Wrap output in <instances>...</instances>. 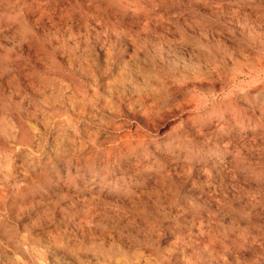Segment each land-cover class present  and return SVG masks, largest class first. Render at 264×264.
I'll list each match as a JSON object with an SVG mask.
<instances>
[{
	"label": "clouds",
	"instance_id": "1",
	"mask_svg": "<svg viewBox=\"0 0 264 264\" xmlns=\"http://www.w3.org/2000/svg\"><path fill=\"white\" fill-rule=\"evenodd\" d=\"M0 264H264V0H0Z\"/></svg>",
	"mask_w": 264,
	"mask_h": 264
}]
</instances>
